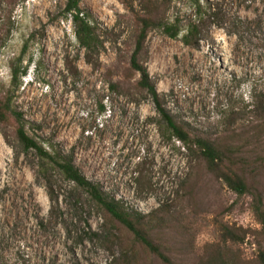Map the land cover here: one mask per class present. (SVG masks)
I'll use <instances>...</instances> for the list:
<instances>
[{"label":"rangeland","instance_id":"1","mask_svg":"<svg viewBox=\"0 0 264 264\" xmlns=\"http://www.w3.org/2000/svg\"><path fill=\"white\" fill-rule=\"evenodd\" d=\"M66 1L0 0V98L10 96L28 134L71 155L129 210L147 215L165 206V221L172 218L164 233L175 248L190 238L214 241L216 210L230 222L256 226L253 195L237 196L206 170L198 176L183 144L167 136L153 99L131 96L128 83L112 71L133 49L135 25L125 0H80L102 36L95 66L85 60L75 25L64 14ZM133 1L141 9V1ZM211 1L222 18L203 30L199 47L150 33L149 72L167 112L197 136L253 135L264 122V0ZM176 13L183 25L194 18L188 0L172 3ZM14 67L23 72L17 84ZM112 77L122 82L120 91L110 88ZM244 151L264 156V132ZM38 163L34 151L23 152L14 127L0 122V264H120L127 244L137 253L131 264H162L107 222L85 191L58 170L43 176ZM141 170L145 186L138 182ZM195 177L194 203L189 187L180 184ZM257 180L264 204V170ZM241 249L251 256L256 247L245 243ZM179 256L188 264L189 256Z\"/></svg>","mask_w":264,"mask_h":264},{"label":"trees","instance_id":"2","mask_svg":"<svg viewBox=\"0 0 264 264\" xmlns=\"http://www.w3.org/2000/svg\"><path fill=\"white\" fill-rule=\"evenodd\" d=\"M11 1L8 0L11 5H16L17 0H14L16 1L13 2L14 4ZM140 1L141 9H136L133 0L123 1L134 19L133 49L129 60L124 64L120 63L112 71L114 74L119 73L128 83L127 92L131 96L145 93L153 99L159 114L164 119L167 136L183 144L190 162L197 163L194 167L198 171V176L200 171L206 170L237 196L253 195L252 212L256 226L230 222L226 219L223 210H216L212 220L216 237L214 241L198 244L190 238V241L186 239L178 243L179 247L183 245L181 249L175 248L171 238L164 233L167 221H171L172 218L165 221V216L169 213L165 206L145 215L129 210L122 202L110 197L98 183L90 180L81 171L71 155L54 149L50 143H40L30 136L22 115L12 107L8 95L0 98V122L14 127L16 139L23 152L36 153L40 174L47 177L51 170H58L74 187L82 189L90 196L104 212L107 222L113 223L117 229L131 237V244L156 257L162 264H185L179 253L183 257H190L188 264H264V204L257 180L258 173L264 170V156H248V152L244 151L250 140H260L264 132V122L254 126L253 135L244 132L240 135L219 138L217 141L197 136L186 125L175 121L167 112L147 64L149 61L147 39L152 31L158 30L174 39L181 38L186 45L197 48L203 39V30L208 24L211 21L217 23L221 20V9L211 0H188L189 10L194 18L187 25H183L180 13L171 14L172 3L175 0ZM10 13L12 14L11 10ZM64 14L66 18H71L75 25L77 40L85 51V60L94 66L98 65L99 59L96 57L99 55L103 41L95 20L89 12L81 8L80 0H67ZM10 25L9 20L6 24L5 42L11 33ZM22 74L23 72L14 67V84H17ZM110 88L120 91L123 88L122 82L113 81L112 77ZM238 140H241V144L237 143ZM198 180L199 178L195 177L190 182L185 180L180 184L182 188L189 187L187 192L192 196L194 203L195 198L191 191H194ZM138 182L144 186L148 184L142 170ZM109 238L115 241L118 236L112 233ZM245 243L255 244L256 249L251 256H246L241 249ZM124 248L120 264H131L136 261L137 253L130 248V245L127 244ZM174 252L178 254V258L174 257Z\"/></svg>","mask_w":264,"mask_h":264}]
</instances>
